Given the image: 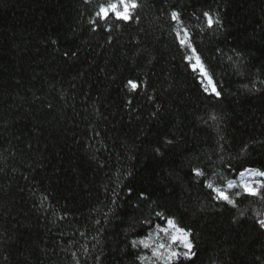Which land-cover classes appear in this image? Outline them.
Here are the masks:
<instances>
[{"label": "trees", "instance_id": "16d2710c", "mask_svg": "<svg viewBox=\"0 0 264 264\" xmlns=\"http://www.w3.org/2000/svg\"><path fill=\"white\" fill-rule=\"evenodd\" d=\"M102 2L0 0V264H163L131 246L156 212L192 231L181 264H264V201L206 186L264 171V0H140L138 22L94 30Z\"/></svg>", "mask_w": 264, "mask_h": 264}, {"label": "snow or ice", "instance_id": "6c2138e0", "mask_svg": "<svg viewBox=\"0 0 264 264\" xmlns=\"http://www.w3.org/2000/svg\"><path fill=\"white\" fill-rule=\"evenodd\" d=\"M140 0H105V2L99 3L89 23L94 26V30L101 27V24L107 27L110 31L111 27L108 24L110 18L116 21H122L124 23H131L133 21L138 22L140 17L137 15L141 8ZM170 19L176 22L177 27L175 31V39L181 48L189 50L188 55L184 57L187 61L188 66L193 71L200 73L207 81L201 80V84L204 85V91L211 92L215 96L219 97L221 93L216 90V87L212 81L211 75L206 71L203 61L197 52L196 47L192 43V36L188 27L183 25L181 20V13L179 11H171L169 13ZM206 25L208 28L219 25V18H213V15L209 12H204ZM203 30V29H201ZM127 86L129 91H137L140 85L133 80H128ZM211 86V87H209ZM213 119H215L213 117ZM171 144V141H167ZM159 152V149H156ZM191 173L196 177H204L205 172L199 168H192ZM216 174H214L215 176ZM240 180L237 183L235 180H227L226 188L223 186L224 178L220 175V184L215 185L212 180L206 181V186L210 190L212 199L216 202L226 203L233 208L238 207L236 198H256L260 201H264V171L256 169H245L240 172ZM260 177L261 179H256ZM238 189L233 195L229 194V190ZM132 190L129 189V192ZM142 200H147L144 193L139 194ZM241 216L244 212L240 213ZM257 217L261 216L262 213L257 211L255 213ZM155 216L163 223L165 227H161L160 224L156 225L155 236L152 232L140 239H134L131 241L133 248L143 246L145 249H151L153 256L163 261V264H181V262L194 261L197 258L196 246L192 238L191 229H185L179 227L175 219L170 216H165L163 212H156ZM146 225H151V220L143 221ZM257 223L261 229H264V219H258ZM163 232L167 237L166 240H161L159 243L156 242V237L159 233ZM155 245V246H154ZM141 260L147 259V257H140Z\"/></svg>", "mask_w": 264, "mask_h": 264}, {"label": "rangeland", "instance_id": "374dc122", "mask_svg": "<svg viewBox=\"0 0 264 264\" xmlns=\"http://www.w3.org/2000/svg\"><path fill=\"white\" fill-rule=\"evenodd\" d=\"M206 83H207V81H206ZM209 87H211V86H209ZM260 177H256V179H259ZM239 180H240V177H239Z\"/></svg>", "mask_w": 264, "mask_h": 264}]
</instances>
